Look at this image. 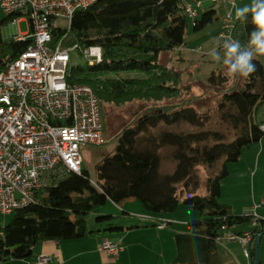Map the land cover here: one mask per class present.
Instances as JSON below:
<instances>
[{
    "label": "trees",
    "instance_id": "trees-1",
    "mask_svg": "<svg viewBox=\"0 0 264 264\" xmlns=\"http://www.w3.org/2000/svg\"><path fill=\"white\" fill-rule=\"evenodd\" d=\"M14 18L8 17L0 26V72L30 45L4 39L2 30ZM187 19L179 0H98L76 12L70 30L53 28L54 42L63 41L64 47L77 46L79 53L92 46L102 48V61L70 67L68 82L94 90L101 103L104 133L105 105L172 103L148 108L134 126L124 128L115 137L114 151L96 165L95 180L84 168L81 174L65 171L52 176L34 204L12 213L10 223L0 226V264L30 259L43 242L65 244L99 233L121 236L124 228L117 217L96 216L94 229L88 217L96 207L111 202L123 209L131 199L154 219L176 212L181 205L199 215L187 223L186 232H175L177 256L172 264H222L220 244L225 234L251 225L254 218L249 213L237 215L220 199L222 183L230 175L228 165L237 163L245 148L264 140V122L255 119L264 105V64L255 56L257 71L248 78L230 76L226 66L213 70L202 85L218 98L213 108L201 112L191 105L200 98L191 95L201 83H186L185 72L178 66L183 61L177 62L182 55L177 49L185 45ZM218 20L211 7L194 21V31H203ZM253 29L249 14L246 21H236L233 39L247 45ZM163 54L166 63L161 60ZM127 72H141L145 78L121 76ZM215 117L228 127L227 132L206 130ZM180 127L195 130H169ZM165 148L173 150L174 163L166 174L161 171ZM201 169L209 171L204 181ZM123 216L136 217L125 211ZM140 223L129 229L157 227ZM251 233L256 239L264 231L255 226ZM248 254L254 257L255 248Z\"/></svg>",
    "mask_w": 264,
    "mask_h": 264
},
{
    "label": "built area",
    "instance_id": "built-area-1",
    "mask_svg": "<svg viewBox=\"0 0 264 264\" xmlns=\"http://www.w3.org/2000/svg\"><path fill=\"white\" fill-rule=\"evenodd\" d=\"M98 0H0V26L16 16L3 33H17V24L27 21L30 31L13 37L15 42H30L28 49L0 72V214L11 215L36 202L37 193L49 184L52 176L63 172L81 174L86 146L105 144L104 123L99 98L88 85L68 82L71 53L78 47H64L54 42L53 28L58 21L71 22L76 12L88 9ZM180 1V9L194 21L199 13L193 5ZM217 1V0H216ZM200 6L199 1H196ZM237 19L227 14L219 33L233 39ZM184 45L177 51H187ZM192 53L202 49H191ZM88 62L102 61L101 47L80 50ZM258 58H264L259 56ZM264 130V127H263ZM135 216V215H134ZM142 222L156 223L166 229L174 222L136 216ZM253 226L259 223L253 214ZM251 232L231 236L245 247L253 241ZM120 243L104 240L100 251L117 258ZM51 255H41L36 264H56Z\"/></svg>",
    "mask_w": 264,
    "mask_h": 264
},
{
    "label": "rangeland",
    "instance_id": "rangeland-1",
    "mask_svg": "<svg viewBox=\"0 0 264 264\" xmlns=\"http://www.w3.org/2000/svg\"><path fill=\"white\" fill-rule=\"evenodd\" d=\"M186 2L192 4L194 10L198 11L199 15L197 19H200L203 12L209 10L211 7H214V9L217 11L218 18H220L205 30L195 32L193 28L194 19L188 16V28L185 36V46H187L189 50L201 48L202 51L198 53H192L190 51L182 52V55H179L181 60L178 56L179 59L177 61H184L182 60L184 56L187 60L178 64L179 69L185 72L184 79L186 83H201L200 85L196 84V86L192 90L191 96L200 98L198 101L191 103V105L196 109L201 110L202 112L213 108L218 98L212 91L206 89L203 85H206L207 78L213 70L225 66L222 63V60L220 62H217L213 60L211 56L212 51L217 50L220 52L221 57H223V52L219 50L220 39L218 36L222 26V19L227 14H232L234 18H236L235 8L233 7V5L235 4L237 7H243L245 5H250L252 0H199L200 6H197L198 3L195 0H186ZM56 25L58 26V28H61L63 30H67L68 28V23L66 21H58ZM29 31V23L27 21H21L17 24L16 34H13L12 37H9L8 33H3V37L6 41H12L14 36H17L19 34H26ZM165 58L166 56L163 54L161 59L163 63H166ZM259 60L264 64V58H260ZM173 61L174 60L172 59V57H170L171 64H173ZM88 65V61H86L78 51L71 53V67H87ZM121 76L124 78H145V75L141 72H127L122 74ZM235 88H238L237 85ZM170 103L172 102L165 101L162 103H148L142 101H134L123 106H116L114 104L103 106L106 125L105 144L102 146H86L81 150L84 160L83 168L89 172L91 179H96V165L114 151L117 144L115 137L124 128L128 126H134L139 115L148 108ZM255 119L260 123L264 122V105L259 108ZM215 128L223 130L225 132L229 130L227 126L219 124L217 117L214 118V122L209 125L206 130ZM169 130L179 132H192L195 129L189 127H180L179 129L170 128ZM172 152L173 150L171 148H165L161 151V171L164 174L171 172L174 168V163L171 159ZM228 170L230 175L222 183L223 197L220 199V203L232 206L234 212L237 215L244 214V209L248 207L250 208L251 206L253 208V214L256 213V211H258L259 216L260 214H264V140L252 144L248 148H245L241 154L239 161L237 163L229 164ZM208 173L209 171L207 170H200L199 174L202 181H204ZM123 211L135 216L146 214L142 210L140 204L135 201L127 204L125 209H121L119 206L109 202L105 206L96 207L93 213L89 215V226L93 227L95 225L94 222L96 216L111 215L113 217H117L116 220L120 224L125 226L126 234H124L120 238H117L115 237L116 235H113L112 238L113 240L124 239L127 237V233L129 230L128 228H130L131 226L141 225V221L137 217L123 216ZM190 213H194L196 217L189 216ZM167 215L174 216L175 218L182 220H187V218H189V221L199 219V215L195 211H193L191 208L185 207L184 205H182L176 212ZM13 216L14 214L8 216L0 214V226H5L10 223ZM177 224H179V222H174L171 226L168 227L167 231H172L173 233L176 231H180V225ZM262 225L263 224L261 223L260 227ZM239 228L240 230L252 229L250 225H241L239 226ZM148 229L158 232L156 228L150 227ZM139 230L145 229L142 228ZM128 241L134 242V246L136 243L138 249H141L142 247L147 245H149V247L135 252V256L127 260V264H172L174 261V259H161L160 243L155 240L154 235H152L151 233L142 232L140 234H135L128 238ZM254 241L255 239L253 238L252 242ZM147 251H150V253L147 254ZM170 253L171 250L166 244V258H169ZM30 259H32V257ZM30 259L24 261L12 260L4 264H28V261Z\"/></svg>",
    "mask_w": 264,
    "mask_h": 264
},
{
    "label": "crops",
    "instance_id": "crops-1",
    "mask_svg": "<svg viewBox=\"0 0 264 264\" xmlns=\"http://www.w3.org/2000/svg\"><path fill=\"white\" fill-rule=\"evenodd\" d=\"M195 1H199V0H195ZM187 51H190V50L188 49ZM183 60H184L183 62L187 61L185 56L183 57ZM222 197H223V194H222ZM131 202H134V200L131 199L125 202L123 204L124 205L123 209H125L126 205ZM252 210L253 208L251 206L250 208L249 207L245 208L243 213L253 214ZM188 212H191V211H188ZM191 214L192 213H190L189 216H193V217L195 216L194 213L192 215ZM254 214L257 215L258 219L263 220L264 214H260L259 216L258 211H256V213ZM158 219L179 222V224H177V225H180L179 232L187 231L186 226H187V223L189 222L188 220L189 218H187V220L186 219L182 220V219H177L174 216H168L166 214V215H162ZM260 224L258 223L257 226L260 227ZM250 227L253 229L255 226L251 224ZM94 228H95V225L91 227V229H94ZM123 228H124V232L123 234H121V236H117L116 234H110V233H99V234L87 235L84 238L77 240L75 242H71V243L59 244L53 241L40 243L35 247L33 255H32V259L28 261V264H36L38 258L41 255L53 256L56 260H58L56 264H127V260L133 258L135 256V252L149 247V245H147V246L142 247L141 249H138V246L136 243L134 246L133 244L134 242L128 241V238H130L131 236L135 234H140L142 232L151 233L152 235H154L155 240H157L160 243V246H161L160 247V250H161L160 257L162 260H166V259L175 260L177 256V248L175 244V232L173 233L172 231H167L168 228L159 229L158 227H155V226H152L151 228H156L158 232L154 230H149L148 228L150 227H144L145 230H139L142 228H136V229L130 230L128 228L129 230H128L126 238L113 240L112 238L113 235H116L115 237L120 238L124 234H126L125 226H123ZM260 228L264 231V224ZM252 229L240 230L238 226L234 228L232 231L227 232L225 234V237L223 238L220 244L222 264H249V261H248L249 246L245 247L239 240L232 241L230 240V237L233 235L240 236L241 233L244 234L247 232H251ZM104 240L120 243L123 250L116 259L100 251V246ZM166 244L168 245V248L171 250L169 258H166L165 256ZM252 247H254V244L252 245ZM148 253H150V251H147V254ZM21 261H24V260H21ZM260 261L262 262V264H264V237L261 239V242H260Z\"/></svg>",
    "mask_w": 264,
    "mask_h": 264
},
{
    "label": "clouds",
    "instance_id": "clouds-1",
    "mask_svg": "<svg viewBox=\"0 0 264 264\" xmlns=\"http://www.w3.org/2000/svg\"><path fill=\"white\" fill-rule=\"evenodd\" d=\"M235 8L237 20L246 21L249 14L254 25L253 31L249 35L247 45H242L240 41L232 38H223V57L217 50H213L211 56L213 60L226 66L230 76L248 78L257 71L254 57L264 56V0H252L250 5Z\"/></svg>",
    "mask_w": 264,
    "mask_h": 264
},
{
    "label": "water",
    "instance_id": "water-1",
    "mask_svg": "<svg viewBox=\"0 0 264 264\" xmlns=\"http://www.w3.org/2000/svg\"><path fill=\"white\" fill-rule=\"evenodd\" d=\"M263 236H264V233L259 234L256 237L255 241L250 243L249 249L254 244L255 256L252 257L250 254H248L249 264H259V262H260V242H261V239L263 238Z\"/></svg>",
    "mask_w": 264,
    "mask_h": 264
},
{
    "label": "bare ground",
    "instance_id": "bare-ground-1",
    "mask_svg": "<svg viewBox=\"0 0 264 264\" xmlns=\"http://www.w3.org/2000/svg\"><path fill=\"white\" fill-rule=\"evenodd\" d=\"M101 61H93V62H88V64L90 65V66H93V65H97L98 63H100ZM241 236V235H240ZM107 242H110V241H108L107 240Z\"/></svg>",
    "mask_w": 264,
    "mask_h": 264
}]
</instances>
